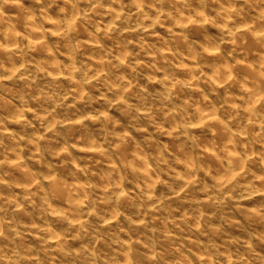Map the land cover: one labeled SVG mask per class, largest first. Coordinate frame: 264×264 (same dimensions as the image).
<instances>
[{"label":"clouds","instance_id":"obj_1","mask_svg":"<svg viewBox=\"0 0 264 264\" xmlns=\"http://www.w3.org/2000/svg\"><path fill=\"white\" fill-rule=\"evenodd\" d=\"M0 264H264V0H0Z\"/></svg>","mask_w":264,"mask_h":264}]
</instances>
